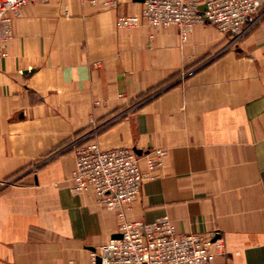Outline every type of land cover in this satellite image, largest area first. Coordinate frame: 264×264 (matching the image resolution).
Returning <instances> with one entry per match:
<instances>
[{"label": "crops", "instance_id": "0c3cea01", "mask_svg": "<svg viewBox=\"0 0 264 264\" xmlns=\"http://www.w3.org/2000/svg\"><path fill=\"white\" fill-rule=\"evenodd\" d=\"M30 3L14 15L0 65V264H91L114 237L116 212L70 190L89 137L138 149L153 178L129 220L169 216L180 234L223 241L221 264H264V11L237 44L208 23L119 29L116 8Z\"/></svg>", "mask_w": 264, "mask_h": 264}, {"label": "built area", "instance_id": "2783aa9c", "mask_svg": "<svg viewBox=\"0 0 264 264\" xmlns=\"http://www.w3.org/2000/svg\"><path fill=\"white\" fill-rule=\"evenodd\" d=\"M46 1L0 0V65L9 55L14 15L27 4ZM99 1L82 0L88 4ZM118 4L119 0L103 1L107 8ZM142 4L140 15H119L117 28L132 29L144 22L154 29L176 25L185 40L197 24L208 23L231 39L229 45L240 42L249 31L248 19L264 11V0H144ZM165 154V150H155L144 171L140 157L130 148L103 150L93 141L76 146L70 190L95 193L97 202L120 219L117 234L121 237H112L92 253L91 264H221L217 257L225 246L220 239L180 234L169 216L151 222L127 218L126 211L140 197L144 181L162 166Z\"/></svg>", "mask_w": 264, "mask_h": 264}, {"label": "rangeland", "instance_id": "374dc122", "mask_svg": "<svg viewBox=\"0 0 264 264\" xmlns=\"http://www.w3.org/2000/svg\"><path fill=\"white\" fill-rule=\"evenodd\" d=\"M91 141L90 140V136L89 137H83V138H78L76 140H74L68 148H66V150H73L74 151V154H75V149H76V146L79 145V144H84L86 142H89ZM95 142V141H93Z\"/></svg>", "mask_w": 264, "mask_h": 264}, {"label": "water", "instance_id": "95a60500", "mask_svg": "<svg viewBox=\"0 0 264 264\" xmlns=\"http://www.w3.org/2000/svg\"><path fill=\"white\" fill-rule=\"evenodd\" d=\"M134 1H138V2H144V0H134ZM135 152L137 153V154H142V152L140 151V150H138V149H135ZM115 238H119V237H121V235L120 234H116L115 236H114Z\"/></svg>", "mask_w": 264, "mask_h": 264}]
</instances>
